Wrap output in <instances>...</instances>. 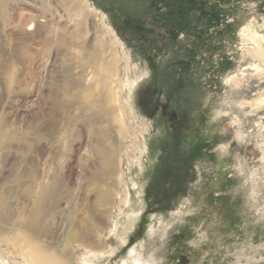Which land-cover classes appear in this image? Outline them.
Masks as SVG:
<instances>
[{"label":"rangeland","instance_id":"1","mask_svg":"<svg viewBox=\"0 0 264 264\" xmlns=\"http://www.w3.org/2000/svg\"><path fill=\"white\" fill-rule=\"evenodd\" d=\"M261 46L264 0H0V264H69L62 203L118 145L136 219L71 264H264Z\"/></svg>","mask_w":264,"mask_h":264},{"label":"bare ground","instance_id":"2","mask_svg":"<svg viewBox=\"0 0 264 264\" xmlns=\"http://www.w3.org/2000/svg\"><path fill=\"white\" fill-rule=\"evenodd\" d=\"M260 39L262 40L261 37ZM256 52L259 56H261V58H264V47L261 46L259 49H257ZM124 87L125 85L123 84V88ZM107 93L108 92H106L105 94ZM105 94L104 96H106ZM109 96L112 95L109 94ZM109 96H107L106 99H108ZM261 99L263 100L264 98L262 97L260 98V100ZM85 127V130L88 131V129L91 127V121H88ZM144 146H141L139 149L141 155L142 153L144 154L146 150L147 154L151 153V147H154L153 144L151 145L150 140H148L145 136ZM108 150L100 147L99 150L95 152L94 158L92 162H90V164L89 162H87L85 164H82L81 168L79 167L80 171L76 172L75 174L74 186L70 192V196L62 203L64 208L73 206H79L80 209L82 208L80 214L83 218V221L79 222L68 219V224L63 225L59 223L55 226L56 228L59 227L61 229H65L66 237L68 234V238H66L63 243L64 246L66 245V247H68L67 255L65 256V263H72V261L74 260L73 257L75 251L79 247H83L88 250L90 248H95L102 245L103 235L109 220L108 217L112 213V211L115 210L117 201L121 197L124 196L123 200L122 198L121 200L124 201L125 204H127L128 210L126 212L121 211L118 216H115L116 218L112 219L111 231L116 232L118 236L116 250L122 247L121 243L125 241L128 235V229L136 219L135 213L137 212L136 208L138 207V201L135 198L132 199L131 194L132 190H134V193L140 190V182L130 176V180H128L129 184H126V186H124V189V169L123 167H121L123 156H125L124 146L118 145L115 148L114 152H109ZM83 190H86V198L81 201L79 197ZM124 190H126L125 194ZM23 237H25V235ZM72 242H76L77 244L73 247V245L71 246ZM30 249L35 251L36 253L38 252V250L34 246H30ZM113 251H115V249H113ZM134 251L135 250L133 249L131 250V256L128 257V259L125 260V262H123L122 264H142L138 261L137 258H134V256L132 257ZM26 253H29V250H27ZM55 257L49 256L47 257V260H45L41 259L39 255H36V258L32 259V264H59L58 258ZM82 258L83 264H99L101 259L99 254L97 255L96 252H87L86 255H84V257Z\"/></svg>","mask_w":264,"mask_h":264}]
</instances>
